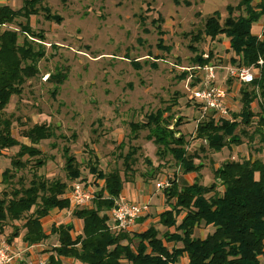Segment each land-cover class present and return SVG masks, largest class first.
I'll list each match as a JSON object with an SVG mask.
<instances>
[{
  "label": "rangeland",
  "instance_id": "1",
  "mask_svg": "<svg viewBox=\"0 0 264 264\" xmlns=\"http://www.w3.org/2000/svg\"><path fill=\"white\" fill-rule=\"evenodd\" d=\"M241 2L45 0L41 6L48 10V16L39 11L28 20L19 18L9 24L10 29L19 31L28 24L34 35L30 34L27 39H32L33 43H40L36 35L43 37V56L37 63V75L26 80L21 94L13 96L4 110L5 117L11 120L12 137L20 144L28 145L23 134L34 125L45 124L54 131L53 139L42 141L36 147L46 160L38 174L48 180L58 179L67 183L69 188L75 182H68L65 177L66 154L74 158L80 168L82 182L93 191L98 188L94 186L95 177L89 172V164L95 159L98 171L107 174L118 170L126 182L140 179V176L148 182L153 180L149 175L157 171L165 174V178L158 177L151 183L142 182L139 190L135 189L136 185L128 184L123 192L127 197L126 192L134 198L136 192L145 194L148 188L154 190L156 184L168 185L173 174L176 177V173H180L171 157L158 158L157 148L145 138L148 135L146 129L131 131V124H139L140 127L148 121L150 114L167 107L171 110L165 112L164 117L171 115V125L180 123L176 129L188 142L187 154H196L195 163L203 165L202 172L198 174L200 184L210 186L214 182V169L225 161L264 160V145L257 134L252 140L240 136V145L223 148L218 153L209 150L205 142L194 139L195 121L201 112L194 105L199 101H192L190 91L202 74L197 68H216L217 86L226 92L229 118L241 109L239 92L242 87L236 79L227 80L224 72V68L232 66L230 62L234 57L228 39L224 35H207L204 27V22L215 13L222 25L228 16V6L234 9V18L243 15ZM256 2L254 0L252 5ZM0 4L18 9L22 0H0ZM46 16L48 20L44 19ZM262 31L264 16L252 27V33L259 38L263 37ZM24 37L19 32V45ZM198 57L209 59V62L204 66L195 65ZM59 71L66 75V80L62 85H55L48 80V76ZM258 112L259 108L253 105V113ZM209 114L207 112L205 117ZM258 115L245 129L248 135L254 132V121H257ZM135 134L136 138L130 140ZM120 143L124 144L122 148L118 147ZM130 147L137 151L133 155L134 164L125 175L123 156L130 151ZM17 151L18 148H13L0 155V175L10 166V159ZM156 162L160 164L157 167ZM31 163L18 172L13 182L21 178L22 183L28 186ZM196 176L192 174L186 179L191 183ZM102 183L98 182L100 187ZM183 183V178L178 179L180 186ZM4 187L0 184V199L2 191H9ZM165 188L161 187L150 197L151 205L158 207ZM23 223L21 219L8 224L0 242L6 241L13 225L20 227ZM44 225L49 230V223L44 222ZM163 230L161 227V232ZM19 233L23 234V231ZM203 234V229L195 232L196 236ZM54 238L52 236V240L36 245L37 249L33 251L37 252L31 258H45L42 255L50 252L55 244ZM13 240L19 244L17 238ZM27 256L30 257L25 253L24 257ZM72 263V260L65 262Z\"/></svg>",
  "mask_w": 264,
  "mask_h": 264
},
{
  "label": "trees",
  "instance_id": "2",
  "mask_svg": "<svg viewBox=\"0 0 264 264\" xmlns=\"http://www.w3.org/2000/svg\"><path fill=\"white\" fill-rule=\"evenodd\" d=\"M44 1L22 0L18 9L0 4V24L10 27L9 24L16 19L28 20L39 11L47 15L48 10L41 6ZM253 1L242 0L243 15L236 18L232 16L234 9L226 7L228 16L222 25L217 13L204 22L207 35H224L228 39L234 56L230 62L233 67H254L256 71L251 84L239 85L242 88L238 113L229 118L230 115L223 117L208 112L210 114L201 120V115L196 118L194 139L205 142L213 153L240 145V136L252 140L257 134L264 145V31L261 38L252 33L253 25L264 16V0H257L252 5ZM47 16L44 19L48 20ZM23 26L20 31L9 28L0 32V155L18 148L10 159V166L0 175V184L9 189L1 193L0 235L8 224L21 219L24 221L20 227L13 225L6 239L8 243L19 237L20 230L23 231L22 241L27 246L42 244L49 236L55 235L57 246L50 250L48 264H63V259H73L80 264H264V160L225 161L214 169V182L210 186L200 184L198 174L203 165L195 163L196 154H187L188 142L176 129L180 123L171 125V115L164 117L170 107L150 114L148 121L140 127L139 124H131L132 132L148 131L145 138L157 148L158 158L170 156L182 175L197 174L189 185L183 183L182 186L173 174L162 191L168 209L159 214L156 224H150L139 232L110 229L109 213L126 180L118 170L107 174L98 171L95 159L89 164V172L95 177L94 186L98 188L93 193L92 206L74 209L71 213L73 218L81 221V233L73 238L72 224H58L53 225L47 235L41 220L55 210H69L67 183L58 179L48 180L38 174L46 160L36 147L42 141L53 139L54 131L45 124L34 125L23 134L28 145L20 144L12 137L11 120L4 114L11 98L21 94L26 80L37 75V63L43 56L42 35H36L40 43H33L27 38L34 34L28 24ZM19 32L25 36L21 45L18 44ZM196 60L194 64L199 66L209 62V59L201 57ZM259 61L261 65H258ZM48 80L62 85L66 75L59 71L48 76ZM196 83L192 84L193 89ZM194 105L200 110L199 105ZM253 105L259 108L258 113H253ZM256 114L259 115L254 121L255 130L248 135L245 129ZM135 138L136 134L130 140ZM123 146V143L118 145L119 148ZM65 151L67 153V149ZM136 151L130 147L123 156L125 175L134 164ZM64 157L66 180L84 183L74 158L66 154ZM30 161L33 163L28 186L22 183L21 178L13 182ZM149 176L152 178V173ZM99 181L103 182L101 187ZM159 226L164 228L162 232ZM197 229H203V236L195 235Z\"/></svg>",
  "mask_w": 264,
  "mask_h": 264
},
{
  "label": "built area",
  "instance_id": "3",
  "mask_svg": "<svg viewBox=\"0 0 264 264\" xmlns=\"http://www.w3.org/2000/svg\"><path fill=\"white\" fill-rule=\"evenodd\" d=\"M9 29L5 24H0V32ZM262 62L259 61L258 65ZM196 70L202 74L198 77V85L191 92L192 100L199 101L195 103L199 105L201 112V119L207 112H213L216 116L229 117V110L225 104L226 92L217 86V76L215 67H203ZM226 72V78L236 79L239 85H249L254 80V70L252 67H233L229 66L224 68ZM166 187L167 184L159 183L157 190L161 187ZM94 191L87 188L84 183L75 182L69 187L66 197L69 203V214L74 209L89 208L92 206ZM148 204H133L130 203L126 197L120 195L114 201V207L109 213L111 221V230H130L134 226L136 220L141 218L148 212ZM36 245L29 246V249H34ZM25 251H15L11 246V243L7 241L0 242V264H48L47 258H39L33 260L31 258L25 259Z\"/></svg>",
  "mask_w": 264,
  "mask_h": 264
},
{
  "label": "crops",
  "instance_id": "4",
  "mask_svg": "<svg viewBox=\"0 0 264 264\" xmlns=\"http://www.w3.org/2000/svg\"><path fill=\"white\" fill-rule=\"evenodd\" d=\"M155 165L154 166L157 167L160 164H159V162H156ZM177 170H179V169H177ZM191 175L192 174L182 175L181 172L180 173L178 172V173H176V177L175 178H176L177 182H178V179L183 178L184 183L189 185L190 183H189V181H187L186 178L189 177V176L191 178ZM158 177L165 178V174H162L161 171L160 172L157 171V173L153 174V180H149L150 182L149 181L146 182L147 180L145 181L140 176V179L134 178L130 182H126L124 184V186H123V191H122L121 195L126 197L127 200L130 203H133V204H148V206H149L148 214H145L143 217H141L138 220H136L134 226L132 227V230H135L136 232H139V231L143 230L145 227H147L150 224H156V222L158 221L159 214H161L162 212L167 210L168 207H167V204L165 203V198H164L163 195L161 196L162 200L160 199L159 202H158V204H159L158 207L151 205L152 203L150 202V197L153 194H156L157 192H159L157 190V184H156V187L154 188V190H152V188H148L147 190H145V194H143V193L140 194V193L136 192L134 198L131 197L129 192L128 193L126 192L128 197L126 195H124L123 192L126 191L128 184L136 185L135 189L139 190L144 182L151 183L152 181H155ZM139 180H142V181H139ZM142 188L144 189V187H142ZM171 203H173V202H171ZM62 215L64 216V218H63ZM67 215H69V216H67ZM55 221H58V223H55ZM44 222H48L50 228L53 225H58V224H72L73 225V232L71 233V235H72L73 238L81 233V221L78 220V219L73 218L71 216V214H69L68 210H66L65 212L62 211V210L61 211L55 210L49 216H47V217H45V218H43L41 220L42 229L48 235L50 233V228L48 230V226L44 225ZM50 224H52V225H50ZM158 229H161V227L159 226ZM22 235L23 234H20L19 237H17L19 244L17 245L15 243V240H12L11 241V246L13 247V249L15 251H25V253H28L30 255V257L27 256V258H25V259H28V258H31V255L36 253L37 251H33V249H29L28 251H26L29 248V246H27V244H25L22 241ZM52 236H55V235L49 236V238L46 241L52 240ZM3 237H4L3 235H0V238H3ZM53 241L55 242V244L51 247V249L54 246H57V238H56V236H55ZM35 249H37V248H35ZM43 254H44V255H42L43 257L46 256L48 258L50 252L49 253L44 252ZM70 260H72V262H73L72 264L76 263L73 259H63L62 262H63V264H65L66 261H70Z\"/></svg>",
  "mask_w": 264,
  "mask_h": 264
}]
</instances>
